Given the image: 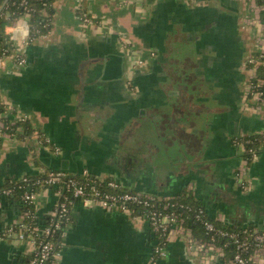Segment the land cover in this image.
Listing matches in <instances>:
<instances>
[{"label":"crops","instance_id":"0c3cea01","mask_svg":"<svg viewBox=\"0 0 264 264\" xmlns=\"http://www.w3.org/2000/svg\"><path fill=\"white\" fill-rule=\"evenodd\" d=\"M83 1L54 0L53 28L31 42L20 44L26 15L6 30H16L25 61L0 57V98L7 116L26 117L20 121L32 131L19 124L2 137L0 185L50 169L86 170L161 196L187 190L213 219L264 229V145L246 165L248 188L237 175L245 151L237 138L264 131V102L232 89L243 69L247 84L252 74L248 59L264 39L262 4L85 0L94 17L87 24ZM221 50L241 59L222 80L213 69ZM137 56L145 65L135 66ZM58 201L56 186L39 188L36 214ZM20 217L19 202L0 197V264H23L32 253V242L4 235ZM71 217L53 264L149 262L157 235L144 216L75 199ZM156 264L233 263L220 254L204 261L187 235L172 232Z\"/></svg>","mask_w":264,"mask_h":264},{"label":"built area","instance_id":"2783aa9c","mask_svg":"<svg viewBox=\"0 0 264 264\" xmlns=\"http://www.w3.org/2000/svg\"><path fill=\"white\" fill-rule=\"evenodd\" d=\"M19 3L23 5L26 0H21ZM260 4L264 7V3ZM29 11L30 8L28 9L26 6L23 16H27ZM93 18L88 12H84L80 16L83 23L87 24L91 23ZM17 19L15 18L12 24L7 25L6 30L11 26L16 27ZM25 25L28 32L23 35V39H20V44L35 39L29 35L28 16ZM14 31L16 30L10 29L8 31L12 41L16 37ZM154 55V52H151V56ZM16 56L19 62L25 61L22 54L17 53ZM146 61L147 58L145 57L137 56L134 58L135 66H143ZM248 61L255 62V65H253L246 92L247 94H255L256 104L260 105L264 102V76L259 74V66L264 65V39L260 43L258 55L256 57L250 56ZM1 104L5 105L2 100H0ZM6 112L5 110L0 113L1 137L8 134L14 135L12 125L18 123L20 119L26 118L18 116L19 119L12 118L6 122ZM44 140L42 138V141ZM248 150L253 154L254 159L258 156L255 149L250 148ZM248 164V159L244 158L243 166L239 167L237 172L243 188L249 187V181L246 179V165ZM17 180L18 187L24 189L22 198L29 203H34L38 191L33 184H39L40 188L56 186L59 194L58 203L48 213L49 223L46 225L41 226L35 222L36 213L33 210L24 209L21 211L20 220L7 226L4 232L5 236L28 240L33 244L31 256L23 264H53L64 246L65 234L72 220L71 204L75 199L91 200L98 205L135 213L149 220L157 236L154 253L151 255L148 264H156L157 259L166 253V243L172 232L187 235L189 246L200 251L204 261H209L220 254L224 257L229 256V260L233 264H264V229L248 226L239 229L222 228L207 218V210L202 205L194 206L179 203L177 206L174 196H161L152 192L125 188L116 179L92 177L86 170L78 174L63 169H50L44 174V177L38 178L34 183H31L29 175L22 176ZM14 193L15 186L0 185V197L12 196ZM186 211L192 212L196 219L203 222L208 238L195 235L192 227L185 225L188 218ZM57 233H60V240L55 244L54 238ZM229 245L234 247V252L231 255L226 251V247ZM155 251L157 252L156 256L154 255Z\"/></svg>","mask_w":264,"mask_h":264},{"label":"trees","instance_id":"16d2710c","mask_svg":"<svg viewBox=\"0 0 264 264\" xmlns=\"http://www.w3.org/2000/svg\"><path fill=\"white\" fill-rule=\"evenodd\" d=\"M20 1L21 0H0V6H2L0 7V57L6 54H13L14 56H16L18 49L17 46L14 45L12 39L10 38L9 33L6 31V26L12 24L15 18H19L20 16H23L26 6H28V9L30 8V11L28 12L27 15L30 23V27H29L30 37L33 38L41 37L47 34L53 28L54 25L53 19L55 13L54 0H26V3L23 5L19 3ZM149 1H153V0H149ZM257 1L259 3H264L263 0H257ZM85 11H86V1L84 0L79 10V15L82 16ZM261 18L264 21V9L261 11ZM257 55L258 53L255 55V57ZM250 64L255 65V62H250ZM259 74L260 76H264V65L259 66ZM5 106L6 105L4 104L0 105V113L6 110ZM9 120L10 118L6 116L5 121L8 122ZM19 124L22 126L24 125L26 132L30 133L32 131L31 128H29V122L22 120L12 125L13 132L17 130ZM9 130L11 131V129ZM240 138H237V140H241L245 143V151L242 156L243 158L248 159V163H251L254 160V156L252 153L249 152L248 149L253 148L259 154L260 148L264 145V131L251 133ZM1 139L2 137L0 136V143H1ZM29 176L31 183H34L38 178L44 177V174L29 175ZM4 185L15 186V193L11 197L15 198L19 202L21 211L24 209H31L33 210V212L36 213L34 205L22 198V193L24 189L18 187V180L8 181ZM33 185L37 189L40 188L39 184L37 185L33 184ZM174 201L177 203V206L179 203L190 204L194 206L197 205L204 206L201 202L195 199V197L192 195L191 192L187 190H184L181 194L174 196ZM186 215H188V218L186 219L185 225L191 226L195 235L202 238H208V236L205 233L203 222L201 220L196 219L193 216L192 212L186 211ZM206 216L208 219L212 220L217 226H220L222 228H226V229L241 228L236 225L231 226L226 223H221L216 219H213L207 212H206ZM35 222H37L41 226H44L47 223H49V215L46 214L44 216H38L36 214ZM54 239H55L54 240L55 244H57L58 240H60V233H57ZM226 251L228 252L229 255H231L234 252V247L232 245H229L226 247ZM154 255L155 256L157 255L156 251ZM30 256L31 254L27 256V258H29ZM27 258H25V260Z\"/></svg>","mask_w":264,"mask_h":264},{"label":"flooded vegetation","instance_id":"af4514ba","mask_svg":"<svg viewBox=\"0 0 264 264\" xmlns=\"http://www.w3.org/2000/svg\"><path fill=\"white\" fill-rule=\"evenodd\" d=\"M218 55H219L218 56L219 58L217 62L215 63L216 66L213 67V69L215 70V73L218 75V78L220 80H222V76H224L225 78H226V75L231 76V74H227L228 72L233 73V71H236L240 68V65H239V62L241 60L240 58H237V57L234 58V57H231L230 55H227V52L225 50H221ZM242 62H243V59L241 61V64ZM242 75H243V78L240 81H237L236 79L233 81L232 89H234L236 86L237 88V89L235 88L236 91L237 90L239 92L241 91V93L244 95V94H247L246 92L247 79H246L245 69L242 70ZM127 82L132 83V79H129ZM153 253H154V248L152 249V254Z\"/></svg>","mask_w":264,"mask_h":264}]
</instances>
